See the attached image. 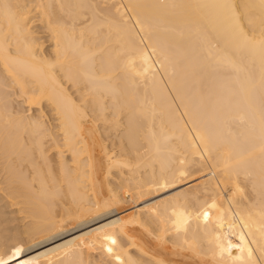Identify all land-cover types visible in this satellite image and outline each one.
Returning <instances> with one entry per match:
<instances>
[{
	"label": "bare ground",
	"instance_id": "1",
	"mask_svg": "<svg viewBox=\"0 0 264 264\" xmlns=\"http://www.w3.org/2000/svg\"><path fill=\"white\" fill-rule=\"evenodd\" d=\"M0 262L264 264V0H0Z\"/></svg>",
	"mask_w": 264,
	"mask_h": 264
},
{
	"label": "snow or ice",
	"instance_id": "2",
	"mask_svg": "<svg viewBox=\"0 0 264 264\" xmlns=\"http://www.w3.org/2000/svg\"><path fill=\"white\" fill-rule=\"evenodd\" d=\"M19 249H17V255L19 254ZM0 264H6V262H0Z\"/></svg>",
	"mask_w": 264,
	"mask_h": 264
},
{
	"label": "rangeland",
	"instance_id": "3",
	"mask_svg": "<svg viewBox=\"0 0 264 264\" xmlns=\"http://www.w3.org/2000/svg\"><path fill=\"white\" fill-rule=\"evenodd\" d=\"M16 216V215H15ZM19 222L18 221H16V222H13V224H18Z\"/></svg>",
	"mask_w": 264,
	"mask_h": 264
}]
</instances>
